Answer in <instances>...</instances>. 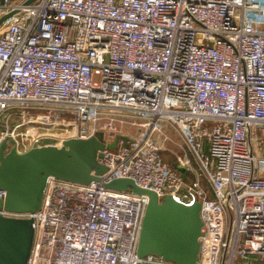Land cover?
Segmentation results:
<instances>
[{"label":"built area","instance_id":"1","mask_svg":"<svg viewBox=\"0 0 264 264\" xmlns=\"http://www.w3.org/2000/svg\"><path fill=\"white\" fill-rule=\"evenodd\" d=\"M26 1L0 0V17L13 12L0 25V143L23 152L46 137H119L98 179L49 176L35 212L0 207L32 219L28 264H177L138 255L149 196L108 186L119 178L159 202H200L195 264L264 261V157L252 134L264 125V0ZM23 126L63 132L21 150ZM170 129L186 180L164 158Z\"/></svg>","mask_w":264,"mask_h":264},{"label":"water","instance_id":"2","mask_svg":"<svg viewBox=\"0 0 264 264\" xmlns=\"http://www.w3.org/2000/svg\"><path fill=\"white\" fill-rule=\"evenodd\" d=\"M34 0H27L26 4ZM13 12L0 17V25ZM119 137L105 145L103 133L87 139L70 138L61 146L53 138H42L28 150L18 152L14 139L0 143V190L6 197L0 207L14 212H35L41 206L47 177L87 184L96 180L107 167L98 161L102 151L115 148ZM184 180L187 171L172 163ZM110 188L146 194L149 202L142 220L137 253L155 254L177 264H195L200 247L203 223L200 202L191 205L166 195L161 202L155 192L138 187L132 180L119 178L108 183ZM34 241L32 219L0 215V264H28Z\"/></svg>","mask_w":264,"mask_h":264},{"label":"rangeland","instance_id":"3","mask_svg":"<svg viewBox=\"0 0 264 264\" xmlns=\"http://www.w3.org/2000/svg\"><path fill=\"white\" fill-rule=\"evenodd\" d=\"M26 128H27L26 126H23L20 128V131H19L23 133L22 139L20 141V147H19L21 150L26 149L29 145H31L32 141L36 137H40L41 135H48V134L55 135V133L61 134L60 132H63V130L59 129V131L57 132L46 134L42 130L33 129L29 131V130H26ZM32 132H34V134H32ZM252 134L258 135V140L253 141V146L256 151V154L259 157H264V125L256 128L252 132ZM168 135L171 137V140L173 141V143H169V142L165 143L164 149L166 151L164 152V158L170 165H172V163H176L175 158H177L180 155L181 151L179 150L178 145L180 144L181 141L179 139L178 134L174 130H171V129L168 130ZM188 157L194 163V160L190 154H188ZM242 264H264V261L256 256H247L246 258L243 259Z\"/></svg>","mask_w":264,"mask_h":264},{"label":"bare ground","instance_id":"4","mask_svg":"<svg viewBox=\"0 0 264 264\" xmlns=\"http://www.w3.org/2000/svg\"><path fill=\"white\" fill-rule=\"evenodd\" d=\"M97 132H101V131L99 130V131H97ZM59 137L62 138V135H60Z\"/></svg>","mask_w":264,"mask_h":264}]
</instances>
